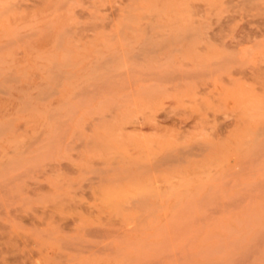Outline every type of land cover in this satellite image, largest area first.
Segmentation results:
<instances>
[{
  "label": "rangeland",
  "instance_id": "374dc122",
  "mask_svg": "<svg viewBox=\"0 0 264 264\" xmlns=\"http://www.w3.org/2000/svg\"><path fill=\"white\" fill-rule=\"evenodd\" d=\"M0 264H264V0H0Z\"/></svg>",
  "mask_w": 264,
  "mask_h": 264
}]
</instances>
